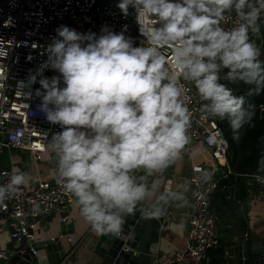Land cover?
<instances>
[{"label": "clouds", "instance_id": "9594fccd", "mask_svg": "<svg viewBox=\"0 0 264 264\" xmlns=\"http://www.w3.org/2000/svg\"><path fill=\"white\" fill-rule=\"evenodd\" d=\"M116 7L124 17L134 10L140 46L125 35L126 25L119 33L103 27L99 35L61 26L47 46V61L17 82L18 91L39 98V112L60 127L48 143L57 157V183L98 236H119L125 217L143 203L152 201L142 211L146 219L159 218L172 201L188 204L186 184L162 191L155 178L190 143L187 84L203 102V116L227 120L237 141L255 112L229 85L251 86L248 95L264 91V61L250 39L260 32L264 0H118ZM232 12L235 25L221 27ZM48 68L60 75L44 77ZM37 82L41 88L33 93ZM253 178L264 184V158ZM28 179L13 170L0 184V205ZM169 227L182 230L184 224Z\"/></svg>", "mask_w": 264, "mask_h": 264}, {"label": "built area", "instance_id": "2783aa9c", "mask_svg": "<svg viewBox=\"0 0 264 264\" xmlns=\"http://www.w3.org/2000/svg\"><path fill=\"white\" fill-rule=\"evenodd\" d=\"M118 0H0V148L14 147L33 152L36 160L48 149L51 136L61 131L58 125L50 124L39 112L40 99H31L17 89V82L27 80L48 59L47 46L57 35L61 26L74 28L81 33L99 35L103 27L121 32L127 26L125 35L133 38L134 46H140L143 39L139 35L134 10L124 17L116 7ZM236 23L234 12L225 15L221 27L230 29ZM260 32L250 35L262 44V15ZM227 71V70H225ZM60 74L50 68L43 76L52 78ZM63 86V84H61ZM41 88L37 82L32 85ZM187 106L191 112V127L188 130L190 143L202 141L211 151L214 164L208 168L210 179L202 181L201 175H192L184 181L193 194V212L190 217V237L184 246L175 247L171 255L160 257L152 255V264H202L207 251L219 245L218 217L211 208V198L219 176L227 178L235 174L228 163L229 144L223 129L216 118L204 117L201 113L202 101L195 88L186 85ZM258 111H264V103ZM55 154V153H54ZM56 157V155H55ZM57 162V157H56ZM223 167L218 172V166ZM55 163L51 180H41L34 187L26 184L18 192L0 205V224L8 229L11 239L20 245V253L38 256L36 232L40 220L49 214H57L63 223L69 219V207L73 201L57 183ZM195 166L194 170H200ZM14 169H0V184L6 182ZM253 173L244 175L249 187H257L264 198V184L258 183ZM220 174L218 177L217 175ZM38 205L39 210L34 211ZM66 235L52 237L51 242L61 240ZM70 240V238H68ZM6 252L0 249V258Z\"/></svg>", "mask_w": 264, "mask_h": 264}, {"label": "crops", "instance_id": "0c3cea01", "mask_svg": "<svg viewBox=\"0 0 264 264\" xmlns=\"http://www.w3.org/2000/svg\"><path fill=\"white\" fill-rule=\"evenodd\" d=\"M192 153L195 155H190ZM0 154L4 156L3 160H0V169H14L17 173L27 174L28 187L36 186L41 180L52 179L56 157L49 147L38 160L34 158L33 152L14 147H2ZM211 156V151L202 141L189 143L182 153V158L155 177L160 181L161 190L177 191L187 178L194 174L205 173L214 164ZM195 166H200L201 169L196 171ZM222 170V165L218 166V172ZM229 178L219 176V181H226ZM235 178L236 176L224 185L217 183L211 198V208L219 222V243L227 250L232 264H238L239 243L246 239H259L264 242V198L257 187L251 188L246 184V179ZM151 179L149 178V182ZM185 196L188 201L186 206L180 201H172L166 206L163 215L158 218L161 224L160 236L158 242L153 245L152 255L169 256L175 247L184 246L189 239L190 217L193 212V194L190 188L187 189ZM144 204L150 209L152 201ZM181 222L184 224L182 230L170 229V225H179ZM68 224L70 227L63 229L64 225ZM60 234L66 236L52 243L57 244L61 241L62 250L59 247H52L51 244V238ZM99 237L80 216L79 207L73 199L66 223H63L57 214H49L41 218L36 232L39 264H88L94 260ZM49 244L51 248H48ZM15 246L16 242L11 239L8 229L0 224V249L9 252ZM62 251L64 255L61 254Z\"/></svg>", "mask_w": 264, "mask_h": 264}, {"label": "water", "instance_id": "95a60500", "mask_svg": "<svg viewBox=\"0 0 264 264\" xmlns=\"http://www.w3.org/2000/svg\"><path fill=\"white\" fill-rule=\"evenodd\" d=\"M144 209L149 208L143 203L134 215L125 217L119 236H100L94 260L88 264H152V249L159 240L161 224L158 218H144ZM67 226L70 227V224L64 225L63 229ZM20 247L16 244L14 249L6 252L0 258V264H39L38 257L21 254ZM52 247L62 250L61 241ZM48 248H51L50 244ZM61 254L64 255L63 251ZM237 258L238 264H264V242L259 239L244 240L237 245Z\"/></svg>", "mask_w": 264, "mask_h": 264}, {"label": "trees", "instance_id": "16d2710c", "mask_svg": "<svg viewBox=\"0 0 264 264\" xmlns=\"http://www.w3.org/2000/svg\"><path fill=\"white\" fill-rule=\"evenodd\" d=\"M259 45V42H257ZM261 61H264V27L262 29V44L260 45ZM229 87L237 96H244L245 107L248 105L254 106V118L250 126L246 125L241 129L240 139L233 140V132L227 120H220L218 124L223 129L226 139L229 144L228 148V163L232 171L236 175H230L226 181H219V185H224L226 182L233 180L234 176L245 180L247 173L257 172L261 158H264V111L260 113L258 107L264 103V91L259 94L248 95V90L251 86L241 84H232ZM235 178V179H236ZM202 264H232L230 256L227 254L225 247L219 243L218 246L212 247L207 251L206 257Z\"/></svg>", "mask_w": 264, "mask_h": 264}, {"label": "rangeland", "instance_id": "374dc122", "mask_svg": "<svg viewBox=\"0 0 264 264\" xmlns=\"http://www.w3.org/2000/svg\"><path fill=\"white\" fill-rule=\"evenodd\" d=\"M256 45L258 44L257 41L255 39H252ZM259 48H260V45H257ZM4 156L2 154H0V160L2 159L3 160Z\"/></svg>", "mask_w": 264, "mask_h": 264}]
</instances>
